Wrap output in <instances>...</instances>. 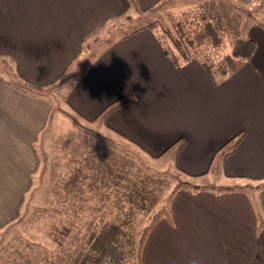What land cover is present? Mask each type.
<instances>
[{
    "label": "crops",
    "instance_id": "0c3cea01",
    "mask_svg": "<svg viewBox=\"0 0 264 264\" xmlns=\"http://www.w3.org/2000/svg\"><path fill=\"white\" fill-rule=\"evenodd\" d=\"M11 1L0 0V209L53 159L59 94L71 114L143 157L167 153L185 177L214 183L175 192L143 240L140 264H264V22L240 25L235 38H251L253 53L211 79L201 60L172 63L158 26H147L155 19L127 28L136 11L166 0H47L33 3L36 11ZM85 43L91 61L56 87ZM120 97L136 101L107 110ZM231 183L240 189L216 187Z\"/></svg>",
    "mask_w": 264,
    "mask_h": 264
},
{
    "label": "rangeland",
    "instance_id": "374dc122",
    "mask_svg": "<svg viewBox=\"0 0 264 264\" xmlns=\"http://www.w3.org/2000/svg\"><path fill=\"white\" fill-rule=\"evenodd\" d=\"M46 1L22 0L23 11H36L38 7L33 3L45 5ZM17 2L21 0L8 3ZM136 12L127 28H138L155 19L166 46H170V41L163 29H170L173 21H185L193 29L202 24L201 17L212 21L222 43L216 48L204 44L197 57L208 63H221L241 24L264 22V0L247 4L233 0H166L153 11ZM122 30L116 34H122ZM108 39H100L99 45ZM84 46V53L74 65L75 72L69 71L56 87L73 80L89 64L94 51L88 43ZM59 98L58 94L48 132L54 142L52 151L55 145L53 159L43 161L40 172L24 177L25 191L10 193L7 211L0 209V264H71L89 233L104 221L128 231L142 248L153 225L169 214L176 191L194 190L195 184L202 188L214 185L211 180H193L173 169L167 153L161 159L143 157L97 124L78 119L61 105ZM216 187L240 189L239 184L232 183ZM54 225L70 228L60 244L52 236Z\"/></svg>",
    "mask_w": 264,
    "mask_h": 264
},
{
    "label": "trees",
    "instance_id": "16d2710c",
    "mask_svg": "<svg viewBox=\"0 0 264 264\" xmlns=\"http://www.w3.org/2000/svg\"><path fill=\"white\" fill-rule=\"evenodd\" d=\"M202 24L193 29L188 27L185 21L175 20L170 29H163L164 36L170 41L164 47V53L169 56L172 63L178 67L181 63L192 59H199L198 52L201 46L208 44L214 48L219 47L222 39L218 30L212 23L201 17ZM158 21H152L147 26L156 27ZM255 48V42L251 38H238L234 41L229 53L222 57L221 63H208L201 60L203 67L211 79L225 76L234 72L240 63L247 61ZM136 100L120 97L114 100L107 110H112L121 105L135 102ZM240 136H235L227 142H232V147ZM197 188V186H195ZM75 210V209H74ZM70 228L53 226L52 236L57 244L68 234ZM136 238L128 231L112 222H101L98 228L93 229L83 247L78 250L71 264H128L135 261L140 264L141 246Z\"/></svg>",
    "mask_w": 264,
    "mask_h": 264
}]
</instances>
